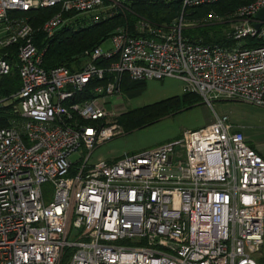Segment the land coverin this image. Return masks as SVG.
<instances>
[{
  "label": "built area",
  "instance_id": "built-area-1",
  "mask_svg": "<svg viewBox=\"0 0 264 264\" xmlns=\"http://www.w3.org/2000/svg\"><path fill=\"white\" fill-rule=\"evenodd\" d=\"M106 1L120 3L0 0V78L13 69L11 51L4 52L12 46L21 78L17 93L0 97V110L11 106L14 115L0 127V264H64L69 249L67 264H258L264 157L228 115L215 112L206 126L113 162L92 154L123 132L112 119L127 110L126 76L180 80L184 92L210 105L232 100L264 108V23L257 28L254 18L264 0L234 12L232 45L185 40L182 30L192 24L183 10L169 26L140 18L133 30L118 28L113 48L85 52L75 69H45V50L23 13L58 6L41 27L52 37L83 24ZM218 1L183 0V8ZM248 38L255 44L246 45ZM45 182L54 185L49 202Z\"/></svg>",
  "mask_w": 264,
  "mask_h": 264
},
{
  "label": "trees",
  "instance_id": "trees-1",
  "mask_svg": "<svg viewBox=\"0 0 264 264\" xmlns=\"http://www.w3.org/2000/svg\"><path fill=\"white\" fill-rule=\"evenodd\" d=\"M254 0H220L216 3L206 4L197 7L183 8V0H174L169 2H125L113 4L110 1L105 2V9L99 10L95 14L88 16L83 24L74 26H64L57 30L54 36L49 37L42 30L44 22L59 10L58 6L49 8H40L24 12L28 17L30 24L34 27V43L40 50H45L43 58V67L50 70L59 65H66L71 69L79 67L81 58L85 52L92 51L97 46L102 45L112 36L117 28L128 27L133 30L135 24L140 18H146L149 21L163 26L171 25L175 17H179L184 10V16L192 22H198L194 25L185 26L182 30L183 38L189 42L202 44L232 45L233 39L228 38L227 32L230 31L231 21L234 12L241 6L250 4ZM119 8V9H118ZM210 14L213 19L207 21ZM94 15L99 16V20L92 19ZM229 28L226 32L223 28ZM184 29L187 31L196 30V34L184 35ZM255 44L252 38L247 39L246 45ZM11 54L8 58L12 61L13 69L11 73L0 78V97H11L17 93L21 87V78L16 66V46L6 48ZM78 65V66H76ZM98 80H93L88 89L93 88ZM123 93L129 98L140 96L146 89V80H131L125 77L122 85ZM89 96L92 93L89 91ZM94 96V95H93ZM203 98L190 92H184L182 95L169 97L152 104L141 107L127 109L116 119L122 127L123 132L130 133L151 125L171 113L196 106L202 102ZM11 106L0 110V127L8 126L12 114ZM72 173L75 168L71 169ZM260 252L256 255L258 264H264V244ZM71 249L66 253L64 262H68Z\"/></svg>",
  "mask_w": 264,
  "mask_h": 264
},
{
  "label": "rangeland",
  "instance_id": "rangeland-1",
  "mask_svg": "<svg viewBox=\"0 0 264 264\" xmlns=\"http://www.w3.org/2000/svg\"><path fill=\"white\" fill-rule=\"evenodd\" d=\"M168 1L171 2L174 0ZM125 2L126 1L120 0L121 4ZM176 18L178 17H175L174 20ZM174 20L172 21V23L174 22ZM185 20L187 23L192 25L198 23L192 22L189 19ZM214 20L220 21L222 19H213L212 21ZM229 29L230 27L227 29L224 27L223 31L226 32ZM187 34H196V30L189 32L187 31V29H184V35ZM5 35L6 34L4 33V31L0 29V40L4 38ZM102 47L104 50L113 48L114 45L111 38L107 39L103 43ZM84 61L85 60L83 58V60H80L79 63L75 64L79 65ZM151 82L162 84V81L160 80H154ZM124 97L125 98L123 99V102L127 109L141 107L145 104L153 103L155 101H158L157 99H160L154 97L152 88H148L143 95L137 98L130 99L127 96ZM215 112L219 115L226 114L230 118L235 116L239 120V122L244 125L245 132L253 134L254 142L260 143L259 145L264 149V108L240 101L219 100L213 101L212 105L206 103L205 101L199 102L194 107L182 110L180 112L171 113L165 117H162L155 123L141 129L134 130L130 133L122 132L118 135H115L114 137L103 141L96 147V149L93 151L92 159L95 160L98 157H101L103 159H110L113 157H120L131 151H135L137 149H134V147H136V145L141 141L143 137H145V139L151 138V140H155L157 138L160 139L168 137H181L184 131L188 129H197L212 123L215 118ZM112 122L117 123V119H112ZM81 151L82 148L79 150V152H76L71 156V159L74 163L79 161L82 155L80 153ZM175 164H184V161H181L179 163L175 162ZM74 167H76V164L74 165ZM42 188L45 194L46 201H51L54 195L53 183L45 182L42 185ZM64 264H67V262H64Z\"/></svg>",
  "mask_w": 264,
  "mask_h": 264
},
{
  "label": "crops",
  "instance_id": "crops-1",
  "mask_svg": "<svg viewBox=\"0 0 264 264\" xmlns=\"http://www.w3.org/2000/svg\"><path fill=\"white\" fill-rule=\"evenodd\" d=\"M151 81H154V80H146V89L141 95H143L147 91L148 88H150V89L152 88L154 97L160 98V99H157L158 101H160V100H163V99H166V98H169V97L182 95L184 93L183 84H182V82L180 80H177V79H174V78H167V79H164V80H160V81H162V84H156L155 82H151ZM140 96H138V97H140ZM130 99H133V98H130ZM155 102H157V101H155ZM148 104H152V103H148ZM145 105H147V104H145ZM230 121L234 125L233 129L234 130H236V129L242 130L244 132V134H245L247 143L252 148H254L262 157H264V149L259 145L260 143H255L254 142V140H253L254 135L250 134L248 132H245L244 125H242L235 116L230 118ZM174 138H177V137H168V138H160V139L157 138L155 140H151V138L150 139H145V137H143L141 139V141L136 145V147H134V149H137V150L131 151V152H128V153L129 154L137 153V152H140L142 150L154 147V146H156L158 144L167 142V141H169L171 139H174ZM118 158L119 157H113V158L104 159V160H107L109 162H113V161L117 160ZM98 160H103V158L98 157L94 161H98Z\"/></svg>",
  "mask_w": 264,
  "mask_h": 264
},
{
  "label": "water",
  "instance_id": "water-1",
  "mask_svg": "<svg viewBox=\"0 0 264 264\" xmlns=\"http://www.w3.org/2000/svg\"><path fill=\"white\" fill-rule=\"evenodd\" d=\"M126 2H164L165 0H122ZM255 26L259 28L264 23V7L260 8L254 15Z\"/></svg>",
  "mask_w": 264,
  "mask_h": 264
}]
</instances>
